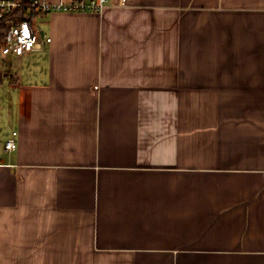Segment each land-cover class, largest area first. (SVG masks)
<instances>
[{
    "label": "crops",
    "instance_id": "1",
    "mask_svg": "<svg viewBox=\"0 0 264 264\" xmlns=\"http://www.w3.org/2000/svg\"><path fill=\"white\" fill-rule=\"evenodd\" d=\"M39 17L0 59V264H264V0Z\"/></svg>",
    "mask_w": 264,
    "mask_h": 264
},
{
    "label": "built area",
    "instance_id": "2",
    "mask_svg": "<svg viewBox=\"0 0 264 264\" xmlns=\"http://www.w3.org/2000/svg\"><path fill=\"white\" fill-rule=\"evenodd\" d=\"M108 0H30V9L24 20L14 21L7 19L8 15L16 12L19 3L17 0H0V20L6 21V31L1 40L0 53L4 56L14 54L22 56L35 50L41 42H50L45 37L36 18L41 14L50 12H102ZM42 39V40H41ZM16 135V132H14ZM16 147L13 138L6 143V148L12 150Z\"/></svg>",
    "mask_w": 264,
    "mask_h": 264
},
{
    "label": "trees",
    "instance_id": "3",
    "mask_svg": "<svg viewBox=\"0 0 264 264\" xmlns=\"http://www.w3.org/2000/svg\"><path fill=\"white\" fill-rule=\"evenodd\" d=\"M19 3V6L16 10L15 13L12 15H8L7 19H13L14 21L17 20H24L25 17L27 16L29 9H30V0H17ZM6 21L5 20H0V46H1V40L5 34L6 31ZM4 71H3V66L2 63L0 62V82L3 79Z\"/></svg>",
    "mask_w": 264,
    "mask_h": 264
},
{
    "label": "rangeland",
    "instance_id": "4",
    "mask_svg": "<svg viewBox=\"0 0 264 264\" xmlns=\"http://www.w3.org/2000/svg\"><path fill=\"white\" fill-rule=\"evenodd\" d=\"M40 18H41V17H37V18H36V22H37V23H41ZM3 57H4V56H2V54L0 53V59H1V60H2ZM11 58H12V57H5V58L3 59V60H5V61L7 62V64L4 66L6 69H7L8 62L11 61Z\"/></svg>",
    "mask_w": 264,
    "mask_h": 264
}]
</instances>
